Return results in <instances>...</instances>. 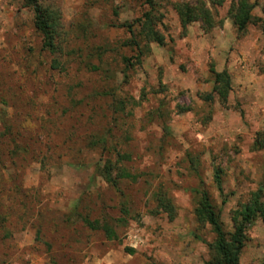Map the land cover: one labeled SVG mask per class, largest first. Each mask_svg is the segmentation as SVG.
I'll list each match as a JSON object with an SVG mask.
<instances>
[{
	"label": "rangeland",
	"instance_id": "obj_1",
	"mask_svg": "<svg viewBox=\"0 0 264 264\" xmlns=\"http://www.w3.org/2000/svg\"><path fill=\"white\" fill-rule=\"evenodd\" d=\"M195 2L211 27L182 32L177 8ZM248 2L240 31L229 1L37 0L58 16L52 53L30 8L0 0V264H208L194 191L226 233L264 194V0ZM146 12L161 45L140 36ZM212 70L229 76L224 103ZM107 161L134 179L106 183ZM244 235L238 264H264V224Z\"/></svg>",
	"mask_w": 264,
	"mask_h": 264
},
{
	"label": "trees",
	"instance_id": "obj_2",
	"mask_svg": "<svg viewBox=\"0 0 264 264\" xmlns=\"http://www.w3.org/2000/svg\"><path fill=\"white\" fill-rule=\"evenodd\" d=\"M25 7L30 8L33 15V27L41 35L42 48L49 52H54V36L55 29L58 25L57 14L50 9L43 8L37 4V0H22ZM154 0H142L143 4L151 6ZM229 1L230 8L228 11L229 17L233 26L238 30L242 31L246 25L252 22L251 10L253 4H250L248 0H211L212 5L220 6L222 3ZM178 22L182 29L185 31L187 25L192 22L200 21L202 28L208 29L211 27V19L209 13L199 2L195 3H184L177 8ZM139 21V20H138ZM140 36L146 40V42L156 43L157 45L162 44V38L153 29V21L148 12L143 13L140 19ZM128 32L131 33V27L126 25ZM212 73L213 80V92L217 95L218 101L224 103L230 89L229 76L225 71ZM261 135H259V138ZM105 141H101L103 144ZM256 145L259 148H264V140L258 139ZM118 161L125 159L124 156L117 154ZM116 161V163L118 162ZM118 171L115 176H111L112 170ZM100 175L106 183L111 186H115L116 178L121 179H134V176L129 175L120 167L114 168L107 161L100 170ZM133 177V178H132ZM213 182L217 191L221 194V180L218 171L215 170L213 173ZM198 196L197 206L193 213L196 221L201 224L209 226L211 232L214 234V240L212 243L207 244L209 252L208 264H238V258L243 248L245 241V229L247 226L252 224L256 219H259L264 224V194L262 188L259 187L255 192L250 193L248 200L240 204L238 208L231 214L232 231L226 233L219 221L218 214L214 211L208 195L205 191H194ZM162 202V209L164 212L169 213L171 218V207L166 202L160 199ZM165 203V204H164ZM89 225V224H88ZM90 226V225H89ZM92 228L94 227L91 225ZM91 228V227H90ZM105 235L108 239L112 237V232L106 227H102ZM129 252H131L129 250Z\"/></svg>",
	"mask_w": 264,
	"mask_h": 264
}]
</instances>
